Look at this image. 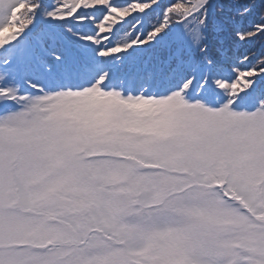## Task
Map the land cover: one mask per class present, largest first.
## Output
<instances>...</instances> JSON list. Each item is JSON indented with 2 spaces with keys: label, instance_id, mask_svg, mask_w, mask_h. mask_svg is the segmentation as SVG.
Instances as JSON below:
<instances>
[{
  "label": "snow or ice",
  "instance_id": "snow-or-ice-1",
  "mask_svg": "<svg viewBox=\"0 0 264 264\" xmlns=\"http://www.w3.org/2000/svg\"><path fill=\"white\" fill-rule=\"evenodd\" d=\"M0 264H264V0H0Z\"/></svg>",
  "mask_w": 264,
  "mask_h": 264
}]
</instances>
